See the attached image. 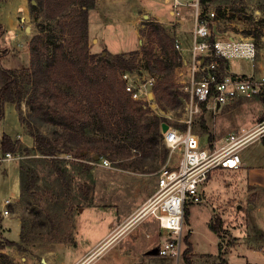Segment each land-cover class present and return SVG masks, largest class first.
Returning a JSON list of instances; mask_svg holds the SVG:
<instances>
[{
	"label": "rangeland",
	"instance_id": "rangeland-1",
	"mask_svg": "<svg viewBox=\"0 0 264 264\" xmlns=\"http://www.w3.org/2000/svg\"><path fill=\"white\" fill-rule=\"evenodd\" d=\"M16 1L6 0L0 5V21L4 17L1 24L5 31L0 38V46L5 53L1 65L7 70L30 68L38 55L37 50L45 52L44 44L33 42L35 35H39L41 39L46 35L53 36L55 40L59 36L56 34V23L47 20L41 8L31 11L32 0L24 1L27 12L25 17L21 9L16 12L13 20L16 21L17 28L12 35L8 34L6 28L10 26V18L7 12L12 7H17ZM100 1L102 4L96 0V7L88 15V54L111 60L116 54L138 51L140 54L135 61L142 76L145 73L153 75L155 86L159 87L160 92L163 91L164 81L172 89L173 95L183 101L182 97L188 86L186 69L179 62L174 72L165 78L158 72L159 67L154 64V59L141 51L153 47L154 54H159L155 44L147 38L151 24L163 26L173 41L188 37L193 20V9L189 4L193 0H178L185 5L177 7L173 5V0H167L166 3L165 0ZM204 2L216 9L225 7L233 12L231 17L217 23L219 33L251 35L256 44L253 66L256 65V58L262 57L264 60V0ZM5 5L12 7L4 12ZM250 8L262 13L263 19L257 25L250 17L241 16V13L250 11ZM156 14L164 17L157 18ZM182 19L184 24L179 22ZM73 46L72 44V48ZM259 50H262V54ZM148 62L151 63L152 70L147 69ZM229 63L231 72L247 75L251 72L250 61L245 58L231 59ZM163 92L171 99L170 95ZM154 103L155 110L145 107L149 109V117H163L169 125L182 128V105L174 110L165 106L162 110L157 100ZM19 112L29 120L34 131L45 135L53 143L57 151L54 158L37 154L33 138L20 124ZM33 115L35 114L26 101L21 103L18 110L10 104L3 106L0 138L8 135L18 141L20 135L26 143L19 141L18 149L12 153L15 159L0 164V209L1 201L6 196L9 197L7 192L14 176H17L19 188L18 197H13H17L15 203L9 207L10 219H2L0 222V241H19L17 246L6 247L2 251L14 250L19 255L16 258H10L11 255L7 258L0 256V264L9 261L22 264V257L40 264L39 255L46 254L51 249L57 253V264H73L103 243L122 213L128 209L133 212L152 193L158 172L163 167H174L177 154H169L168 151L166 161L161 164L164 149L158 141L156 158L140 165L133 164L136 160L134 150L130 151L127 159L116 158L107 152L95 161L94 152L81 157V147L77 145L80 140L68 134L81 126L85 127L84 116L77 112L72 103L62 109V112L59 111L61 117L55 116L47 120L37 115L31 117ZM262 125L264 101L239 100L216 108L214 113L206 112L196 117L192 132L198 136L201 145L208 147L212 142L221 144L231 132L250 133ZM262 136L264 132L239 151L248 166H242L237 171L213 173L212 178L199 189L201 201L187 205L188 217L182 228L184 237L178 260L146 253L149 249H145L144 243L152 240L151 245H157L166 239L168 233L159 230V233L153 234L154 231L148 229L142 220L130 225H133L130 233L136 239L132 249L121 252L125 248V242L121 239L102 249L88 264H187L184 255L189 256L191 264H264ZM103 159L110 162L109 167L101 165ZM211 225L215 226L217 234L212 231ZM186 239L190 248L185 243Z\"/></svg>",
	"mask_w": 264,
	"mask_h": 264
},
{
	"label": "trees",
	"instance_id": "trees-1",
	"mask_svg": "<svg viewBox=\"0 0 264 264\" xmlns=\"http://www.w3.org/2000/svg\"><path fill=\"white\" fill-rule=\"evenodd\" d=\"M4 1L6 0H0V4ZM33 1L36 6L30 2L31 11L41 8L45 18L56 23L58 40L53 36L46 35L41 39L39 35H35L33 42L44 44L45 52L41 53L38 49L31 67L24 69H3L1 62L5 53L0 46V120L5 104L18 110L21 103L26 101L35 114L31 117L37 115L48 120L59 117V111L62 112V109L72 103L85 118V127L81 126L75 132L68 133L80 140L77 145L81 147V157L94 152L95 156L101 158L109 152L116 158L127 159L130 151L134 150L136 160L133 164L140 165L156 158L157 144L160 142L164 149L161 164H164L168 150L161 143L160 126L166 120L158 116L149 117V109L145 108L144 103L130 99L120 79L123 72H141L135 61L140 52L116 54L111 60L88 54V15L96 7V0ZM204 1L202 0L203 3ZM4 33L0 24V38ZM147 38L155 44L159 54H154L153 47L145 48L141 53L152 57L154 64L159 67L158 72L166 78V75L179 66V57L173 48L174 41L160 24L149 26ZM220 62L221 65L224 63L222 60ZM146 66L148 70L153 69L149 62ZM162 89L171 99L163 91L160 92L159 87L154 86L152 89L153 98L159 102L162 110L165 106L174 110L183 105L186 95L181 101L173 95L172 89L164 81ZM18 118L21 126L33 138L37 154L54 158L57 151L53 143L45 135L34 131L29 120L20 112ZM261 140L264 146V136ZM19 145V141H14L8 135L0 138L1 153H15ZM21 171L20 167V176L23 175ZM187 217L186 209L185 220ZM1 220L0 217V222ZM211 229L217 234L214 225H211ZM185 243L190 248L188 239ZM14 246L17 243L8 239L0 241V250ZM0 256L7 258L4 254ZM184 258L187 264H191L189 256L184 255Z\"/></svg>",
	"mask_w": 264,
	"mask_h": 264
},
{
	"label": "built area",
	"instance_id": "built-area-1",
	"mask_svg": "<svg viewBox=\"0 0 264 264\" xmlns=\"http://www.w3.org/2000/svg\"><path fill=\"white\" fill-rule=\"evenodd\" d=\"M173 5L177 7L185 4L173 0ZM189 5L193 9L190 35L173 42L178 60L188 73L180 119L182 128L166 123L167 130L161 132V143L169 154H177V163L174 167H163L158 172L155 192L126 223L130 226L148 217L154 219L158 229L168 233L166 239L158 243L157 255L176 260L181 255L187 205L201 201L199 189L211 179L213 173L239 170L242 167L240 149L264 132V125L250 133L232 132L224 137L221 144L209 143L208 147L201 145L198 136L192 132L194 119L206 112L214 113L216 108L239 100L264 101V78L254 75L239 77L223 70L222 66L231 59L245 58L252 62L256 55V44L251 35L219 33L217 23L231 17L233 12L225 7L216 9L202 0H193ZM250 9L241 13V16L250 17L257 25L263 19L262 13ZM220 60L224 62L222 65ZM142 75V71L123 72L120 79L131 100L142 102L145 107L155 110L152 93L155 77L146 73ZM149 95L152 99H149ZM18 141L26 143L20 135ZM14 159L11 152L0 153V164ZM101 165L109 167L110 162L103 159ZM15 201L12 195L1 201L2 219H10L9 207ZM107 243L104 241L79 264L87 263Z\"/></svg>",
	"mask_w": 264,
	"mask_h": 264
},
{
	"label": "crops",
	"instance_id": "crops-1",
	"mask_svg": "<svg viewBox=\"0 0 264 264\" xmlns=\"http://www.w3.org/2000/svg\"><path fill=\"white\" fill-rule=\"evenodd\" d=\"M24 1L25 0H17L16 1L17 4L15 3L17 5V7H12L10 5H5L6 7L4 8V12L7 10L8 7H12L7 12L8 13V16L10 18V20H8L10 26L8 28H6V30H7V33L10 34V35H12L15 32L16 28H17L16 21L13 20L14 17H15V15H16V12H18V10L21 9L24 12V15L23 16L25 17L27 15V12L24 9ZM166 1L167 0H165V3H166ZM99 4H102V2L100 0H99ZM156 16H157V18H160V19H162L164 17V16H158L157 14H156ZM3 18H2V21H0V24L1 23L3 24ZM179 22L184 24V20L183 19L181 21H179ZM259 51L261 52L260 54H262V50H259ZM259 51H257V52H259ZM257 54H259V53H257ZM250 64H251V72H250L249 75H254L255 76V74H256V76H255L256 78H262V77H264V60L262 59V57L255 59V64H256L255 66H253V61L252 62L250 61ZM222 67L224 68L223 70H226L227 73L232 74V75H236V76H239V77L240 76H246L247 75V74H239V73L231 72L230 71V63L229 62L227 64L223 65ZM242 101H245V100H242ZM235 133H237V132H235ZM212 143H214V142H212ZM240 159H241L242 166H248V165H246V162L243 160V158L241 156H240ZM220 172H223V171H220ZM16 178H17V176H16ZM12 180H13V178H12ZM12 180H11L10 184L12 183ZM17 185H18V179H17ZM156 187H157V183H156V186H155L154 190L152 191V193L150 195H147L142 200V203L139 204L138 207L135 208V210H133V212H132V210L128 209L124 213H122L121 216L118 217V219L116 220L115 224L111 227V229L109 230V232L105 236L106 238H105L104 241H108V243H107L106 246H108L109 244H111L113 242H116V241H119V240L122 239V242H125V244H124L125 248L124 249H121V252H126V251H128V249H132L134 247V245L136 244V239H135V236L131 235L132 233H130L131 232V228L133 227V225L132 226L126 225L127 220L129 219V217H131L130 215H134V213H136V211H138L142 207V205L147 201V199L155 192ZM10 188L11 187L8 188L7 195L9 194V196L12 195L13 197H15V195H13L11 193ZM18 194H19V192H18ZM17 197H18V195H17ZM6 198H7V196L4 199H6ZM136 206L137 205H135V207ZM143 221L146 224V227L148 229L154 231L153 234L159 233V229H158V227H157L156 222L154 221V219L148 217V218H146ZM147 236L149 237V235H147ZM10 241H12L14 243L15 242L16 243L19 242V241H14V240H10ZM60 244H63V243H59V245ZM151 244H152V240H150L149 242L144 243V246H146L145 249H147V251H148V249L150 251L151 249L156 248L157 245H158L157 244V245L152 246ZM95 250H93L89 255H91L92 253H94ZM100 251L97 252L94 255V257H92L85 264H88L93 258H95L100 253ZM0 252H1V254L7 255V256L8 255H11L10 258H16V255H19L14 250H11V251L10 250H6V251H2L1 250ZM55 255H57V253L54 250H52V249L49 250L46 254L39 255L40 256V264H57V261L55 259ZM89 255H87L86 257H88ZM86 257L85 256H82L81 257L82 259L80 258L81 260L80 259L79 260H75V262H73V264H79V263H81ZM23 261H24V263H22V264H34L30 258H27L26 259V258H23L22 257V262ZM13 262H15L13 264H16V261H13Z\"/></svg>",
	"mask_w": 264,
	"mask_h": 264
},
{
	"label": "water",
	"instance_id": "water-1",
	"mask_svg": "<svg viewBox=\"0 0 264 264\" xmlns=\"http://www.w3.org/2000/svg\"><path fill=\"white\" fill-rule=\"evenodd\" d=\"M31 3L34 5L35 4V1H31ZM149 99H152V96L149 95ZM162 114H164L163 112H161ZM168 128V125L166 123H162L161 126H160V132L164 133ZM99 158L97 156L94 157V160H98ZM149 255H157V249L154 248V249H151L150 251L147 252Z\"/></svg>",
	"mask_w": 264,
	"mask_h": 264
},
{
	"label": "bare ground",
	"instance_id": "bare-ground-1",
	"mask_svg": "<svg viewBox=\"0 0 264 264\" xmlns=\"http://www.w3.org/2000/svg\"><path fill=\"white\" fill-rule=\"evenodd\" d=\"M10 191H11V193L13 194V195H17V193H18V185H17V178H16V176H14L13 177V180H12V183L10 184Z\"/></svg>",
	"mask_w": 264,
	"mask_h": 264
}]
</instances>
